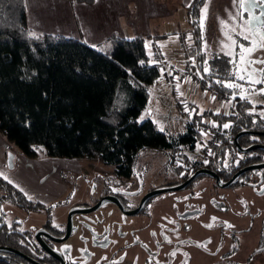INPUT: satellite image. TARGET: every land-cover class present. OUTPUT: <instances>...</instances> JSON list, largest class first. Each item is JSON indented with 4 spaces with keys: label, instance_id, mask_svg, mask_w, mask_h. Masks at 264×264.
I'll return each instance as SVG.
<instances>
[{
    "label": "rangeland",
    "instance_id": "374dc122",
    "mask_svg": "<svg viewBox=\"0 0 264 264\" xmlns=\"http://www.w3.org/2000/svg\"><path fill=\"white\" fill-rule=\"evenodd\" d=\"M68 1L72 8L78 3L76 0ZM153 1L164 4L173 14L172 20L164 21L165 27L175 23L178 30L166 50L159 49L151 36L148 37L147 50L151 59L161 62L162 73L157 84L149 89L148 101L137 120H151L159 131L174 138L183 135L187 127L192 126L198 136L195 145L193 148L180 146L177 150L181 172L185 174L189 170L185 157L187 162H193V159L199 162L203 156L206 159L204 146L226 141L232 128V124L225 123L229 125L225 128L224 123L220 124L215 119L198 121L196 116L210 109L215 113H228L231 101L213 100L212 89L202 83L195 69V59L189 54V37L193 30L186 12L189 6L184 10L179 0ZM40 9L47 10L46 6ZM229 12H236L232 0H206L200 10L198 26L203 36L202 49L206 60L213 54L232 59L225 54L226 50L222 51V42L227 43V40L220 24V20L231 23ZM244 15L246 18L247 13ZM73 16L75 19V13ZM152 20L160 22L161 19ZM64 23L63 20L53 19L44 26L49 29L55 24L64 26ZM29 32L33 37L41 36V33L35 34L30 29ZM180 36L185 38L184 42L179 41ZM236 39L247 46L248 42L242 37ZM258 57L264 58V51L253 54V59ZM255 67L264 66L258 64ZM237 83L244 85L243 81ZM156 86L161 87V90L157 88L160 92L154 89ZM244 87L247 88V85ZM246 95L253 105L251 112L264 118L262 95ZM232 98L233 95L230 100ZM36 152L35 157H27L0 134V178L29 200L45 205L61 203L55 209L52 220L53 225L60 227L66 223L72 208L93 207L105 196L108 185L116 186L120 191H138V196H144L151 190L180 180L179 176H165L168 161L165 154L170 151L157 158H152V152H140L133 161L134 176L130 179L116 176L115 167L103 165L94 158H50L44 155L41 148ZM193 212L194 215H188ZM1 213L5 215L3 223L11 226L13 221L15 224L20 221L23 231H33L46 220L43 213H27L7 203L0 204V218ZM179 214L184 217L180 218ZM83 224H88L96 234L105 233L104 238H108L109 244L106 247L93 245ZM72 226L73 234L66 242L57 244L55 251L79 264H148L146 259L149 264H264V178L251 188L234 190L218 188L205 177L193 189L155 197L148 215L125 217L106 203L90 213L73 215ZM220 232L225 238L223 247L227 245L218 252Z\"/></svg>",
    "mask_w": 264,
    "mask_h": 264
},
{
    "label": "trees",
    "instance_id": "16d2710c",
    "mask_svg": "<svg viewBox=\"0 0 264 264\" xmlns=\"http://www.w3.org/2000/svg\"><path fill=\"white\" fill-rule=\"evenodd\" d=\"M76 1L91 5L95 0ZM205 2L193 0L186 10L193 28L189 54L195 59L202 83L216 91L215 100L223 101L232 96L233 90L217 81H233L232 65L228 57L218 54L206 60L198 26ZM149 39L110 37L103 45L92 48L82 39L33 37L26 23L25 0H0V134L27 157H35L41 148L50 158H94L115 167V175L125 179L134 174L133 161L140 152L163 155L180 146L193 148L198 136L191 125L174 138L159 131L151 120H137L148 101L149 89L160 76L159 62L151 59L147 50ZM205 61L210 73L203 71ZM252 108L248 99L236 95L229 113L210 109L196 116L198 121L209 118L232 124L226 141L204 146L208 158L205 167L213 171L224 169L231 177L240 167L264 160L263 151L240 155L234 146H225L233 143L239 129L264 133V118L251 112ZM261 141L264 135L244 136L238 143ZM169 161L166 170L170 168ZM185 161L188 163L186 157ZM193 166L192 172L200 169L199 164ZM0 190V204L7 203L27 213H43L47 225L60 227L53 225L52 220L61 203L45 205L29 200L1 178ZM4 216L1 213L0 247L18 250L37 264L54 263L34 241L31 231L21 237L12 234L10 226L3 223ZM12 226H16L14 221ZM0 264L31 263L0 252Z\"/></svg>",
    "mask_w": 264,
    "mask_h": 264
},
{
    "label": "crops",
    "instance_id": "0c3cea01",
    "mask_svg": "<svg viewBox=\"0 0 264 264\" xmlns=\"http://www.w3.org/2000/svg\"><path fill=\"white\" fill-rule=\"evenodd\" d=\"M179 1L185 10L193 0ZM142 2H145L143 6ZM43 6H46V11H40ZM25 8L26 23L33 33L82 39L92 48H97L110 37L127 40L151 36L159 49L166 50L178 30L175 23L165 27L164 21L172 20L173 14L164 4H156L153 0H95L91 5L74 4L73 8L68 0H25ZM152 15L160 18V22H153L152 19L156 18ZM53 19L65 21L64 26L55 24L53 28H45L44 23ZM157 88L161 90V87L154 88L160 92Z\"/></svg>",
    "mask_w": 264,
    "mask_h": 264
},
{
    "label": "flooded vegetation",
    "instance_id": "af4514ba",
    "mask_svg": "<svg viewBox=\"0 0 264 264\" xmlns=\"http://www.w3.org/2000/svg\"><path fill=\"white\" fill-rule=\"evenodd\" d=\"M259 88H262V85L259 87ZM264 95H262L263 97ZM264 99V98H263ZM231 101L230 100V96L226 97L222 102H229ZM230 111H231V107H230ZM228 111V113L230 112ZM226 111L222 112V113H225ZM232 130V128H231ZM230 130V131H231ZM242 131H249V130H244V129H239L235 135H234V138L235 136L242 132ZM249 132H253V131H249ZM253 133H258V132H253ZM260 135H264L259 133ZM258 135V136H260ZM244 136H254V137H257L256 135H244ZM244 136H241L239 139H241L242 137ZM234 138H233V143H230V144H226L225 146H234L236 152H238L240 155H245V154H248L250 152H254V151H250V152H247V153H241L238 148L236 147L237 145L235 144L234 142ZM238 139V140H239ZM238 146L241 148V149H246V148H249V147H253V146H264V141H261V142H258V143H250V144H240L238 143ZM170 152H168L166 155V158L169 160L170 159V168L167 169L165 171V176H179L180 177V180L177 181V182H174V183H169L167 185H165L163 188H170V187H174V186H179L180 184L184 183L185 181H187V179L193 175L194 173H196L197 171H209L213 174H215L218 179H219V184H224V183H227L238 171L242 170L243 168H246L248 166H252V165H258V164H264V160L260 163H255V164H252V165H246V166H242L240 167L231 177H229L228 175V172H226L224 169L222 170H210L208 169L207 167H205V165L208 163V158L206 159H203V158L199 161V162H188L186 163L187 165V170L184 173L181 172V164H180V158L177 156V151L175 150H169ZM259 151H263L264 150H259ZM158 157H162V155H156V154H152V158H157ZM238 161V159H236ZM195 164H199L200 166V169L192 172V169H193V165ZM254 171H257L255 174H250V172L252 171H249V172H246L242 175H240L235 181L233 184H231L228 188H221L219 187L215 177L211 176V175H207V174H201L199 175L197 178H195L191 183H189V185L182 189V190H186V189H193L196 184L201 181L202 178H208L210 180L213 181L214 183V186L218 187V188H221V189H238V190H242V189H248V188H251L254 186L255 183H259L263 178H264V169H258V170H254ZM134 176V174L132 175ZM131 176V177H132ZM129 177V179L131 178ZM109 187H107L105 189V196L103 197H110L112 198V201H107L105 202L104 204L108 203L110 205H112L114 208H116L120 214L122 216H125V217H129L128 215H125V213H123V211L120 210V208L117 206V202L120 203L121 207L123 208V210L127 213V212H131L135 209H137L140 205H142V210L137 213L136 215H148L149 214V206L153 203L155 197L161 195H157V196H154V197H151L149 199H145V196L149 193H151L152 191L154 190H151L149 191L148 193H146L144 196H138V191H131V190H124V191H120L118 189H116V186H110L108 185ZM159 189H162V188H159ZM155 190H158L155 189ZM180 190V191H182ZM172 192H176V191H172ZM263 192V190L260 192V194ZM168 193V192H167ZM259 193V192H258ZM163 194V193H162ZM101 197V198H103ZM98 202V201H97ZM96 202V203H97ZM95 203V204H96ZM103 204V205H104ZM102 205V206H103ZM101 206V207H102ZM100 207V208H101ZM195 212L193 213H190L188 214L189 216H192L194 215ZM136 215H133V216H136ZM180 218H183L184 216H182L181 214L178 215ZM15 222V221H14ZM19 223L16 224V226L20 227L21 226V222L18 221ZM3 225L2 223L0 224V226ZM13 227L12 225L10 226L11 230L10 232L12 234H15L16 236H23L24 233L27 232V230L23 231L22 229H17V227ZM83 227L84 229H87L88 231V235H89V238H90V241L93 245L95 246H98V247H106L108 244H109V240L108 238H104L105 237V233H100V234H96L95 232L92 231L91 227L88 225V224H83ZM39 229H43L46 231L47 234L51 235L52 237H55V238H62L65 234V230H66V223H64L61 227L59 228H54V227H51V225H47L46 223L42 224L40 227H37L35 228L33 231L31 230V235L32 237L34 238V233L35 231L39 230ZM74 232V228H73V231L71 232V235L73 234ZM133 233V231L131 232ZM223 233V232H222ZM220 232V237H219V242L221 243V245H219V249L217 250L218 252L223 250L222 248H224L227 243L225 244V246L223 247V241L225 240V238L223 237V234ZM26 235V234H25ZM70 235V236H71ZM119 236H123L122 234H120ZM70 238V237H69ZM68 238V239H69ZM41 239L44 240V242L52 249V250H56L55 249V246L58 244V243H55V242H52L51 240H49L46 236H43L41 235ZM67 239V240H68ZM222 240V241H221ZM34 241L36 242L35 238H34ZM66 242V241H64ZM62 242V243H64ZM37 243V242H36ZM62 243H59V244H62ZM37 245L39 246V244L37 243ZM40 247V246H39ZM41 248V247H40ZM42 249V248H41ZM43 250V249H42ZM44 251V250H43ZM45 252V251H44ZM57 252V251H55ZM46 253V252H45ZM47 254V253H46ZM61 254L63 260H64V264H79V262H74L72 260L69 259V257L63 253H59ZM227 254V252L225 253ZM48 255V254H47ZM51 257V256H50ZM52 258V257H51ZM53 259V258H52ZM55 260V259H54ZM148 264L150 263V261H148V259H146ZM153 263V262H152ZM53 264H60L59 261L55 260Z\"/></svg>",
    "mask_w": 264,
    "mask_h": 264
},
{
    "label": "snow or ice",
    "instance_id": "6c2138e0",
    "mask_svg": "<svg viewBox=\"0 0 264 264\" xmlns=\"http://www.w3.org/2000/svg\"><path fill=\"white\" fill-rule=\"evenodd\" d=\"M232 2L236 12L228 13L231 23L220 20V24L221 31L227 40V43L222 42V51L226 50L225 54L232 58L229 62L232 64L230 79L233 82L217 81V83L232 89L234 99L236 95H239L240 99H247L246 93L264 95V87L259 89L252 87L264 85V67H255L258 64L264 66V58L253 59L255 52L264 51V0H232ZM204 11L206 12V8ZM236 37H242L244 41H247V46L239 43ZM203 71L211 72L206 61ZM235 81H243L248 87L245 88L244 85ZM228 126L224 125L225 128Z\"/></svg>",
    "mask_w": 264,
    "mask_h": 264
},
{
    "label": "water",
    "instance_id": "95a60500",
    "mask_svg": "<svg viewBox=\"0 0 264 264\" xmlns=\"http://www.w3.org/2000/svg\"><path fill=\"white\" fill-rule=\"evenodd\" d=\"M264 87V85L262 86ZM244 135H260L259 133H253V132H247V131H242L240 133H238L235 138H234V142L235 144L237 145L236 147L238 148V150L241 152V153H247V152H250V151H254L256 149L258 150H264V146H253V147H249V148H246V149H241L239 146H238V139L241 137V136H244ZM9 165L11 166V157L9 158ZM258 169H264V164H258V165H252V166H248L246 168H243L242 170L238 171L227 183H224V184H219V179L218 177L209 172V171H197L196 173H194L193 175H191L187 181H185L184 183L180 184L179 186H174V187H170V188H162V189H158V190H154L152 191L151 193L147 194L145 196V199H149L151 197H154V196H157L159 194H162V193H167V192H172V191H180L184 188H186L189 183H191L195 178H197L199 175L201 174H207V175H211L213 177H215L219 187L221 188H228L231 184L234 183V181L242 174L246 173V172H249V171H254V170H258ZM107 201H112V198L110 197H103L101 198L93 207H90V208H72L68 215H67V219H66V230H65V234L62 238H55V237H52L51 235L47 234L45 230L43 229H39L37 231H35L34 233V238L36 240V242L39 244V246L49 255L51 256L53 259L57 260L60 262V264H64V260L61 256V254H59L58 252H55L54 250H52L45 242L43 239H41V235L43 236H46L49 240H51L52 242H55V243H62L64 241H66L70 235H71V232L73 231V226H72V217L73 215L75 214H87V213H90L92 211H95L97 209H99L105 202ZM117 206L120 208L121 211H123V213H125V215H128V216H133V215H136L137 213H139L141 210H142V205H140L137 209L131 211V212H125L123 210V208L121 207L120 203L117 202L116 203ZM19 223V222H18ZM1 228V226H0ZM0 252H6V253H9V254H13L15 256H18L24 260H26L27 262L31 263V264H37L35 261L31 260L30 258H28L27 256H25L24 254H22L20 251L18 250H15L13 248H8V247H0Z\"/></svg>",
    "mask_w": 264,
    "mask_h": 264
},
{
    "label": "built area",
    "instance_id": "2783aa9c",
    "mask_svg": "<svg viewBox=\"0 0 264 264\" xmlns=\"http://www.w3.org/2000/svg\"><path fill=\"white\" fill-rule=\"evenodd\" d=\"M179 41L180 42H184L185 41V38L184 37H182V36H180L179 37ZM163 63V62H162ZM159 71H160V74L162 73V66H161V62L159 61ZM211 92H212V96H211V98L213 99V97L215 98L216 96H217V93H216V91H214V90H211ZM214 100V99H213ZM209 127H211V126H209ZM197 161V159H193V162H196Z\"/></svg>",
    "mask_w": 264,
    "mask_h": 264
}]
</instances>
